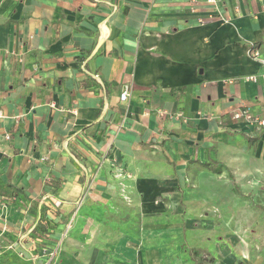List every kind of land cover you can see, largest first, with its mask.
I'll return each instance as SVG.
<instances>
[{"label":"crops","instance_id":"0c3cea01","mask_svg":"<svg viewBox=\"0 0 264 264\" xmlns=\"http://www.w3.org/2000/svg\"><path fill=\"white\" fill-rule=\"evenodd\" d=\"M263 60L264 0H0V264H47L83 204L94 236L122 186L135 264L226 220L264 236V127L232 118L264 117Z\"/></svg>","mask_w":264,"mask_h":264},{"label":"rangeland","instance_id":"374dc122","mask_svg":"<svg viewBox=\"0 0 264 264\" xmlns=\"http://www.w3.org/2000/svg\"><path fill=\"white\" fill-rule=\"evenodd\" d=\"M120 191L121 196L114 197L110 202L94 205L93 217L98 223L94 236L83 234L87 218L90 216L85 212L83 204L76 221L68 225L72 234L68 235L58 248L43 251L50 259L47 264H135L133 253L128 251V241L124 242L119 237L140 236L152 241L154 236L141 232L139 213L127 201L123 186ZM228 223L229 220H226L224 225H220V241L217 239L219 234L202 236L197 232L190 234V240H187L186 234L184 237L179 234L167 238V241H161V244L168 248L167 251L173 252V255L165 259L166 264H214V246L218 243L231 248L237 264H264V236H252L248 226L242 225L238 220L237 225ZM86 232H89V229H86ZM229 234H235L237 239L228 242L224 238ZM125 247L128 250H124ZM52 251L54 255L50 254Z\"/></svg>","mask_w":264,"mask_h":264},{"label":"built area","instance_id":"2783aa9c","mask_svg":"<svg viewBox=\"0 0 264 264\" xmlns=\"http://www.w3.org/2000/svg\"><path fill=\"white\" fill-rule=\"evenodd\" d=\"M207 2L210 4H215L216 0H207ZM215 8L218 11L217 7H215ZM200 21L202 22L203 20L200 19ZM249 53L255 58L258 55V52L254 51L253 49H250ZM262 63L264 64V60L262 61ZM246 80L258 82L259 78L256 75H250L246 78ZM262 80L264 81V73L262 75ZM129 91H130V88L128 85H126L124 90L121 93V100L122 101H124L128 98ZM0 116H1V113H0ZM232 118L235 120H245V121L251 123L255 127L256 126L264 127V117H262L261 115H258L256 113H253V111L248 106H245V105L238 107L237 110H235L232 113ZM50 254L54 255V252L52 251V253H50Z\"/></svg>","mask_w":264,"mask_h":264},{"label":"bare ground","instance_id":"6f19581e","mask_svg":"<svg viewBox=\"0 0 264 264\" xmlns=\"http://www.w3.org/2000/svg\"><path fill=\"white\" fill-rule=\"evenodd\" d=\"M226 261V260H225ZM223 264V263H222Z\"/></svg>","mask_w":264,"mask_h":264}]
</instances>
